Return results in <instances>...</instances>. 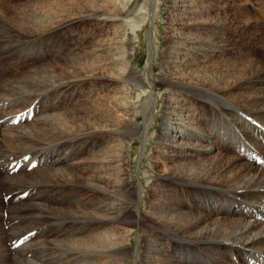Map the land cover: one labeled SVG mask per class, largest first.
<instances>
[{
  "label": "bare ground",
  "instance_id": "bare-ground-1",
  "mask_svg": "<svg viewBox=\"0 0 264 264\" xmlns=\"http://www.w3.org/2000/svg\"><path fill=\"white\" fill-rule=\"evenodd\" d=\"M130 5L30 0L1 24L0 264H264V50H238L229 16L239 8L237 29L264 47V12L172 0L164 73L143 96L131 45L148 6L121 20ZM92 18L98 43L66 50ZM13 53L34 62L2 69ZM157 89L166 110L141 192L127 143L141 117L153 137Z\"/></svg>",
  "mask_w": 264,
  "mask_h": 264
},
{
  "label": "rangeland",
  "instance_id": "rangeland-1",
  "mask_svg": "<svg viewBox=\"0 0 264 264\" xmlns=\"http://www.w3.org/2000/svg\"><path fill=\"white\" fill-rule=\"evenodd\" d=\"M29 1L30 0H0V18H4L2 19L3 21H0V26L1 24L5 23L6 15H10L12 11L16 12L15 10L21 9L26 4V2ZM49 1L51 0H48V2ZM171 1L172 0H131V5L129 9L130 14L126 15L124 18H120L121 20H130L133 17H139L138 13L140 9L145 5L148 6L146 7L147 10H145L147 19L145 20L141 29L138 31V37H134L131 45V50L134 57L131 64L134 68L140 71L144 82V85L139 86L135 89V95L142 92V95L145 96V90H147V86L149 90H152L154 81L157 80V76H163L166 59V46L168 41L172 40V31L170 27L172 25L173 32H175L176 26L175 23L170 21L169 15L173 8H169L168 3H171ZM247 2L251 8L252 15L254 13V15L256 16L255 20L259 21L260 19H262V11L264 12V0H247ZM239 10L240 9L237 8L234 12L233 9L229 14L230 18H235L233 19V22L236 20L233 23V27L230 32L231 39L234 41V43H236V47H239L238 50H264V47L261 46V39L258 38V35L250 38V34H247V31L242 32V30L239 31L237 29V27L241 25L240 18L242 12L241 10ZM78 27L82 35L79 36L78 34H75V32L77 31L76 27L70 28L71 30H69L67 33L68 41H66V45H63L65 46L64 48L66 50H68L69 48H72V50H78L81 47L82 50H92L94 44L98 43V36L101 31L100 21L98 20V18L87 19L86 21H83ZM258 28H260L259 22L258 24L254 22L253 31ZM79 38H82L81 41L79 40ZM4 45L6 46L8 44L5 43ZM0 56H2V54H0ZM9 57L10 58H8L7 62L4 61L1 63V66L2 69H7L8 67H10V69H12V72H15L17 70L19 71L26 65H30L34 62L31 57H29L28 59L18 54L16 55V53H13L12 55L10 54ZM151 74H153L154 76L152 77ZM164 93V89H161V91L159 90L157 92L159 102L156 103L151 110V125L148 133H150L151 135L153 134V137L147 139L144 137V119L141 117L140 122H138L140 126H142V130L138 132L137 136L133 137V139H129L127 143L130 144L134 140L138 141L137 145L134 146L132 150L131 175L132 184L138 187L141 192L143 190L147 191L149 189L148 182L145 178V169H149V166H151V164H153V162L155 161V138L157 133L154 130L159 128L161 123V117L164 115L166 110L165 103L163 101ZM66 100H68V98L64 97L60 101H62L61 103L65 104ZM141 179L144 181L143 184L141 183ZM142 204L144 205V202H142ZM133 208L135 210H138V205L135 204ZM132 241L134 251H137L141 239L139 240L137 235H134L132 237Z\"/></svg>",
  "mask_w": 264,
  "mask_h": 264
}]
</instances>
